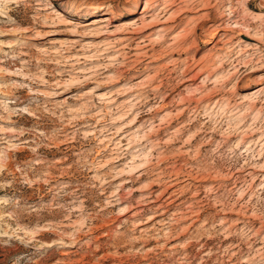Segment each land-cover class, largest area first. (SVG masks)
<instances>
[{
  "label": "rangeland",
  "instance_id": "1",
  "mask_svg": "<svg viewBox=\"0 0 264 264\" xmlns=\"http://www.w3.org/2000/svg\"><path fill=\"white\" fill-rule=\"evenodd\" d=\"M162 2L0 0V264H264V0Z\"/></svg>",
  "mask_w": 264,
  "mask_h": 264
},
{
  "label": "bare ground",
  "instance_id": "2",
  "mask_svg": "<svg viewBox=\"0 0 264 264\" xmlns=\"http://www.w3.org/2000/svg\"><path fill=\"white\" fill-rule=\"evenodd\" d=\"M158 1H163L162 3H163V7H162V9H164V8H167V7H169V6H171L175 1H179V0H155V2H158ZM181 1V0H180ZM143 12H145V11H143ZM223 28V27H222ZM221 28V29H222ZM159 31H162V30H159ZM224 36V35H223ZM147 37V36H146ZM222 39H223V37H222ZM249 39V38H248ZM205 66V65H204ZM200 71H198V73H199ZM196 74V73H195ZM198 75V74H197ZM193 77H195V75L193 76ZM190 80H193V79H190ZM263 91V87H261V86H259V87H257V88H255L254 90H252V92L250 93V95H255V94H259V93H261ZM258 97V95L256 96V98ZM254 99V98H253ZM256 102V101H255ZM264 103V102H263ZM262 108V107H261ZM260 114V113H259ZM262 136V135H261ZM260 139V138H259ZM262 140V139H261ZM24 144V143H23ZM187 176H189V175H187ZM172 179V178H171ZM185 179V178H184ZM236 179V178H235ZM234 179V180H235ZM175 181H176V178H173L172 180H170L169 181V184H168V187H171L172 185H175ZM199 182V181H198ZM66 187V186H65ZM171 194H169L165 199H166V203L164 204V205H167V204H169V203H171L174 199H171V197L172 196H170ZM191 208V207H190ZM188 211H190V209L189 210H187L186 211V213L188 214ZM165 212V210H162V212L161 213H164ZM190 213H192V212H190ZM195 213V212H194ZM197 216V215H196ZM152 218V217H151ZM150 218V219H151ZM224 224V223H223ZM46 230H43L42 232H45ZM49 245H51V244H49ZM49 245H47V246H49ZM231 249H233V247L231 248Z\"/></svg>",
  "mask_w": 264,
  "mask_h": 264
}]
</instances>
